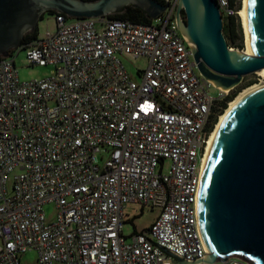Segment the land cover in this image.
<instances>
[{
	"label": "built area",
	"instance_id": "obj_1",
	"mask_svg": "<svg viewBox=\"0 0 264 264\" xmlns=\"http://www.w3.org/2000/svg\"><path fill=\"white\" fill-rule=\"evenodd\" d=\"M215 1L221 16L238 14ZM177 3L149 23L56 12L53 31L0 56V264L29 249L38 264H254L204 260L199 177L228 91L199 72ZM20 49L51 74L21 81ZM127 56L147 60L139 81ZM128 203L159 211L124 235Z\"/></svg>",
	"mask_w": 264,
	"mask_h": 264
},
{
	"label": "water",
	"instance_id": "obj_2",
	"mask_svg": "<svg viewBox=\"0 0 264 264\" xmlns=\"http://www.w3.org/2000/svg\"><path fill=\"white\" fill-rule=\"evenodd\" d=\"M131 5L155 18L166 4L155 0H0V56L21 45L47 12L101 18ZM252 53L230 51L215 0H178L180 32L195 45L202 76L230 91L264 69V0H248ZM197 219L207 256H236L264 264V85L237 97L217 121L199 177Z\"/></svg>",
	"mask_w": 264,
	"mask_h": 264
},
{
	"label": "rangeland",
	"instance_id": "obj_3",
	"mask_svg": "<svg viewBox=\"0 0 264 264\" xmlns=\"http://www.w3.org/2000/svg\"><path fill=\"white\" fill-rule=\"evenodd\" d=\"M242 0H236V8L239 3V8L241 6ZM237 10V9H236ZM238 11V10H237ZM235 18V34L232 36L230 33V25L227 24V17L222 16V34L226 40L228 48L243 50L245 49L244 33L241 26V21L236 14L233 16ZM55 28L54 14L44 13L42 17L37 22V31L39 35H43L47 30L53 31ZM127 72L130 76L139 81V76L137 70L145 69L147 60L143 57H123L121 58ZM15 67L17 69L18 77L21 81H29L32 79H40L49 76L53 70V66L46 65H30L26 61L25 49H20L14 57ZM263 85L264 78L257 72L246 75L243 77L241 83L232 90H239L237 94L243 89L251 85ZM232 90L228 91L229 94ZM210 94L214 97L218 96V90L216 88L210 89ZM236 94V95H237ZM45 212L46 220H54L56 215V208L54 204H46L43 207ZM158 208H152L149 206H141L136 203H128L124 211V222L122 225V233L128 235L134 231H141L144 228H148L153 219L158 214ZM21 264H38L37 262V252L34 249H29L20 255Z\"/></svg>",
	"mask_w": 264,
	"mask_h": 264
},
{
	"label": "trees",
	"instance_id": "obj_4",
	"mask_svg": "<svg viewBox=\"0 0 264 264\" xmlns=\"http://www.w3.org/2000/svg\"><path fill=\"white\" fill-rule=\"evenodd\" d=\"M155 1L162 3V4L165 3V0H155ZM230 3H231V6L236 8V0H230ZM236 9L237 10L239 9V3H238V6ZM47 13L54 14L56 12L50 11ZM106 17L108 19H125V20H129L132 22H136V23H149L150 22V18L148 17V15L143 10H141L137 7L131 6V5L126 6L123 10H121L119 12L109 14ZM227 24H229L231 27L230 28L231 35L236 36V34H235V18L233 16L227 17ZM37 34H38L37 28L35 29V31H33L31 33H26L21 39V44L35 39L37 37ZM238 91L239 90H232L229 94L225 95L223 100L220 102V105H221L220 114L227 107L228 102L231 101L236 96Z\"/></svg>",
	"mask_w": 264,
	"mask_h": 264
},
{
	"label": "bare ground",
	"instance_id": "obj_5",
	"mask_svg": "<svg viewBox=\"0 0 264 264\" xmlns=\"http://www.w3.org/2000/svg\"><path fill=\"white\" fill-rule=\"evenodd\" d=\"M238 16L240 18V21H241V26H242V29H243V33H244V40H245V49L242 50V52L246 53V54H251L252 53V44H251V37H250V28H249V16H248V0H242L241 1V6L240 8L238 9ZM230 51L234 52L235 49H232V48H229ZM259 75H261L263 78H264V69L262 70H259L257 72ZM264 85V84H263ZM263 85H257V84H252L251 86L243 89L242 91H240L231 101L228 102V105L227 107L237 98L239 97L241 94H243L244 92L250 90V89H253V88H256V87H260V86H263ZM222 89V88H220ZM224 92H226L227 90H224L222 89ZM227 107L224 109V111L227 109ZM223 111V112H224ZM223 112L219 115V118L221 117V115L223 114ZM218 118V120H219ZM217 120V121H218ZM217 123V122H216ZM216 125V124H215ZM213 132V130H212ZM212 135V133H211ZM211 135L208 139V142H207V146H206V150H205V154H204V157H203V161H202V166H203V163H204V159H205V155H206V152H207V148H208V145H209V141H210V138H211Z\"/></svg>",
	"mask_w": 264,
	"mask_h": 264
}]
</instances>
